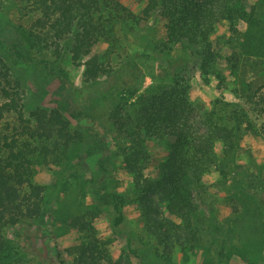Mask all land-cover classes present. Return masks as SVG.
<instances>
[{"label": "trees", "instance_id": "trees-1", "mask_svg": "<svg viewBox=\"0 0 264 264\" xmlns=\"http://www.w3.org/2000/svg\"><path fill=\"white\" fill-rule=\"evenodd\" d=\"M17 1L22 14L30 18L28 27L14 25L8 16ZM139 3L135 13L124 0H0L2 46L12 43L10 53L19 55L26 49L50 53L56 61L68 56L73 64L83 66L87 84L114 78L130 66L127 62L116 70L103 55L94 53L101 40L111 47L117 42V25L157 19L166 30L159 60L171 79L168 84L128 91L113 103L108 116L116 133L118 150L113 152L93 126L79 124L81 112L71 109L69 100L56 101V107L38 105L26 118L24 82L0 55V264H19L26 257L12 244L7 229L48 214L47 186L34 181L36 165L63 166L67 172L82 153L99 156L98 170L85 187L91 190L94 203L79 213L67 214L62 221L80 239L67 250L71 259L66 251L58 250V264H133L112 260L93 225L102 215L108 218L113 235L126 240L129 257L140 264H176L173 257L179 248L184 256L201 253L205 264L226 263L234 256L246 264H264V180L237 161L238 153L244 151V133L259 134L261 130L245 108L222 100L208 111L197 110L179 75L196 64L204 74L221 78L213 69L218 57L214 40L218 28L227 25L230 36L225 45L231 46V53L226 62L238 85L235 92L264 117L262 89H254L243 78L248 71L254 78L264 76V0L254 4L250 0ZM239 24H244V31ZM175 47L187 55L175 57ZM151 142L167 149L154 174L148 169ZM219 143L224 148L221 158L216 153ZM114 157L121 159L132 176V202L140 209L144 230L155 246L144 244L126 226L128 198L108 190L106 180L98 181L101 176L107 178ZM212 170L218 171L215 187L225 193L231 208V215L222 219L204 180Z\"/></svg>", "mask_w": 264, "mask_h": 264}, {"label": "rangeland", "instance_id": "rangeland-1", "mask_svg": "<svg viewBox=\"0 0 264 264\" xmlns=\"http://www.w3.org/2000/svg\"><path fill=\"white\" fill-rule=\"evenodd\" d=\"M256 1L250 0L252 4ZM124 4L135 13L141 7L139 0H124ZM20 6L18 1L15 2L8 16L14 25L23 24L28 27L30 18L22 14ZM238 27L242 31L245 29L244 24H239ZM116 36L117 42L112 47L110 43L101 40L94 48V53L103 55V60L110 61L116 70L127 62L130 66L121 75L110 79L103 77L91 84L84 82L83 66L73 64L68 56L56 61L53 54H42L34 49H26L19 55V53H10L12 43L8 42L7 46H2L0 43V55H4L14 76L21 78L24 82V116L29 118L31 111L38 105L56 107V101L69 100L71 109L78 113L81 112L83 119H80L79 124L83 127L93 126L94 131L104 137L110 150L116 152L118 150L117 146L115 147L116 141H114L116 133L108 120L113 103L128 91L145 89L156 84H168L171 80L163 70L158 54L161 43L166 39V30L162 22L151 19L139 25L120 23L117 25ZM217 36V40L216 38L214 40V50L218 57L213 69L220 73L221 78H217L212 73L204 74L196 64L181 70L179 75L188 86L190 102L200 112L210 110L218 100L246 109L250 120L261 131L259 134L244 133L242 139L244 151L238 153L237 161L249 169L250 173L259 174L264 180V130L262 126L264 117L256 112L254 105L248 104L235 92L238 85L226 62V58L231 53V46L225 45L230 36L228 26L219 27ZM173 55L185 57L187 53L180 47H175ZM253 74L248 71L243 78L252 82L254 89H262L261 93L264 94V76L254 78ZM69 119L73 124L78 123L72 118ZM223 149L221 143L216 146L219 158L223 156ZM148 151L152 157L148 169L151 174H154L157 163L167 156V149L165 145L151 142L148 144ZM98 160V155L89 156L82 153L73 162L74 167L67 172L63 171V166L36 165L34 181L47 186L45 209L48 214L39 221L27 222L17 228L7 229L6 235L12 240V244H16L21 248L20 251L26 254L19 264H58V250L66 251L67 259H71L70 251L67 250H71L78 243L80 234L68 231L66 223L62 221L67 218V214L79 213L81 209L94 203L91 190L85 187L93 179L94 172L98 170ZM113 161L114 167H111L107 178L101 176L98 181L106 180L108 190L120 192L128 198L125 208L126 226L135 232L144 244L155 246L154 240L144 230L140 209L132 202V176L124 169L119 157H114ZM219 178L218 171L212 170L205 175L204 180L209 187L210 194L216 200L218 216L222 219L231 215V208L226 204L225 193L217 191L215 187ZM93 225L99 239L106 243L114 262L123 259L133 264H140L137 258L129 257L126 240L113 235L107 217L103 215L97 217ZM193 254L195 255L190 253V256H184L180 253V248L176 249L173 262L176 264H205L201 253ZM222 264L246 263L238 256H234L229 262H222Z\"/></svg>", "mask_w": 264, "mask_h": 264}]
</instances>
